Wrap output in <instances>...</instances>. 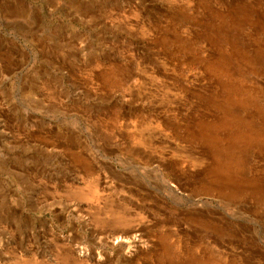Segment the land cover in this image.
Returning <instances> with one entry per match:
<instances>
[{
	"label": "rangeland",
	"instance_id": "obj_1",
	"mask_svg": "<svg viewBox=\"0 0 264 264\" xmlns=\"http://www.w3.org/2000/svg\"><path fill=\"white\" fill-rule=\"evenodd\" d=\"M193 259L264 264V0H0V264Z\"/></svg>",
	"mask_w": 264,
	"mask_h": 264
},
{
	"label": "bare ground",
	"instance_id": "obj_2",
	"mask_svg": "<svg viewBox=\"0 0 264 264\" xmlns=\"http://www.w3.org/2000/svg\"><path fill=\"white\" fill-rule=\"evenodd\" d=\"M241 93L242 92L240 90H236V94H241ZM234 97H235V94L234 95L231 94L230 100L234 99ZM239 100H241L243 102V106L247 105L248 107H251V101L249 100L248 97H246V100L237 98V101H239ZM234 101H235V99H234ZM225 126L229 127V124L226 123ZM214 127H217V126H214ZM235 131H237V133L234 135L232 140L227 145H225L223 148V150H225L226 153H231V156H234L238 147L243 146V144H248L247 135L242 134L240 125L237 129H235ZM214 133H216V130H213V134L211 136L213 138H216V135H214ZM244 135H246V136H244ZM230 160L234 161L233 158H230ZM232 164L233 163L228 162L226 164L216 165L215 168L208 173V175L206 177V182L203 185H201V187H205L207 190L214 189V190H218V191L223 192L224 187H228V184L231 183L232 179H233ZM87 196H88V194H85L83 192L78 193V198L85 199V198H87ZM114 223H116L118 226H124L126 223H129V222H127L125 219L119 217L118 219H114ZM197 262L198 261L193 259L188 264H208L207 263L208 261L206 263H197ZM65 264H70V263L65 262Z\"/></svg>",
	"mask_w": 264,
	"mask_h": 264
}]
</instances>
